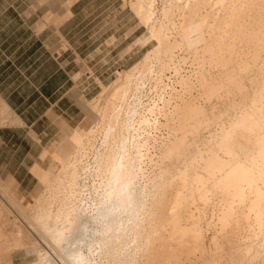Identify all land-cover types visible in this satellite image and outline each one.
Wrapping results in <instances>:
<instances>
[{
  "label": "bare ground",
  "instance_id": "bare-ground-1",
  "mask_svg": "<svg viewBox=\"0 0 264 264\" xmlns=\"http://www.w3.org/2000/svg\"><path fill=\"white\" fill-rule=\"evenodd\" d=\"M127 6L156 45L44 148L34 198L0 179V264H264V0Z\"/></svg>",
  "mask_w": 264,
  "mask_h": 264
},
{
  "label": "crops",
  "instance_id": "crops-1",
  "mask_svg": "<svg viewBox=\"0 0 264 264\" xmlns=\"http://www.w3.org/2000/svg\"><path fill=\"white\" fill-rule=\"evenodd\" d=\"M81 1L57 28L45 19L50 13L65 14L61 1V8H53L44 0H0V104L22 120V125L0 126V179H14L20 191L32 190L36 178L31 167L41 160L46 144L86 115V93L78 76L84 73L78 59L85 63V41L73 23ZM47 5L40 17L39 9Z\"/></svg>",
  "mask_w": 264,
  "mask_h": 264
},
{
  "label": "rangeland",
  "instance_id": "rangeland-1",
  "mask_svg": "<svg viewBox=\"0 0 264 264\" xmlns=\"http://www.w3.org/2000/svg\"><path fill=\"white\" fill-rule=\"evenodd\" d=\"M59 1L62 2L63 0ZM57 3H55L54 7H59L60 3ZM129 3L128 1V6ZM128 6L126 8L123 7V0H82L75 9L78 12L77 18L73 22L75 31L77 30L79 36H82L81 38L85 41L81 50L85 63L82 62L81 58L78 59L82 65L80 68L84 71L83 75L79 78L86 93V115L84 119L90 114V109L87 105L88 101L93 100L97 96L99 97L102 93L103 89L99 82L111 84L119 74H123L128 68L139 62L156 45V41L151 37L147 40L143 39V35L148 34L146 27L140 24L139 19ZM47 7L49 6H43L39 9L38 14L40 17H43ZM55 15L58 14L55 12L50 13L47 17L48 19L46 18V22L48 21L47 24L52 23V25L54 24L58 28L62 20L53 23ZM40 17H38V20ZM75 31L73 30V32ZM70 58H73L72 54H70ZM84 119L82 122L85 121ZM70 128L68 127L67 129ZM66 131L58 134L56 140L48 145L46 144L44 148H50L56 141L65 140ZM36 163L45 166L48 160L45 161L41 158ZM37 187L38 180L36 178V181L33 182L32 190L26 192L18 189V196L34 198L33 193ZM212 236L213 230H210L209 238ZM35 260L36 257L33 254L23 252L22 256L18 258L17 264H24Z\"/></svg>",
  "mask_w": 264,
  "mask_h": 264
}]
</instances>
